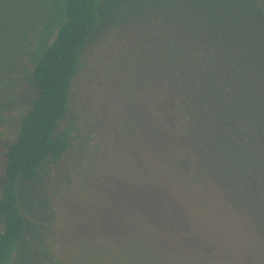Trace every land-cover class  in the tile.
Listing matches in <instances>:
<instances>
[{"label": "rangeland", "instance_id": "rangeland-1", "mask_svg": "<svg viewBox=\"0 0 264 264\" xmlns=\"http://www.w3.org/2000/svg\"><path fill=\"white\" fill-rule=\"evenodd\" d=\"M228 2L103 0L71 87L78 132L55 201L60 264L130 242L132 224L211 247V264H264V26L229 18ZM63 4L0 0V185L5 143L37 96L32 70L65 21ZM166 95L175 129L152 110ZM184 155L182 176L174 163ZM55 171L18 186L27 229L10 264H32L46 222L39 191ZM163 235L162 249L177 243Z\"/></svg>", "mask_w": 264, "mask_h": 264}, {"label": "trees", "instance_id": "trees-1", "mask_svg": "<svg viewBox=\"0 0 264 264\" xmlns=\"http://www.w3.org/2000/svg\"><path fill=\"white\" fill-rule=\"evenodd\" d=\"M228 1L225 6L229 18L236 22L242 19L246 25L257 21L264 26V6L261 5V0H233L232 6L229 5L232 0ZM102 2L103 0H64L65 21L57 29L51 44L34 64L32 74L37 96L21 117L15 140L5 143L3 182L0 185V264L11 263L26 234L27 219L19 207L20 182L34 180L40 176L48 179L49 168L56 169L58 178L45 182L44 188L39 191V209L46 222L43 223L31 263L60 264V218L55 201L58 197L57 190L70 183V174L64 173L65 169L61 167V163L72 153L75 134L78 132V121L70 114L71 87L82 65L81 51L99 27ZM248 11L249 15L246 13ZM257 33L261 43L257 44L256 48L264 55V32L258 30ZM261 65L264 66V56ZM152 110L163 115L172 129L176 128L175 104L171 96L157 98ZM76 164L71 163L70 171L76 170L73 166ZM174 168L178 174L188 175V156L178 158ZM131 227L135 230L126 236L130 234L135 239L116 248L105 246L100 250L101 248L92 247L83 260L88 258V264H93L95 260L98 264L209 262L210 254L207 251L211 247L207 248L187 238L182 240L184 236L178 232L175 235L173 229L165 228L162 232L163 229H139V226L134 224ZM155 234H164L163 236L171 238V241L175 239L180 245L175 243L170 246L168 242L166 248L162 249L163 243H159ZM222 257L226 259L223 255ZM198 258L204 262L198 261ZM212 261L219 264L217 260Z\"/></svg>", "mask_w": 264, "mask_h": 264}]
</instances>
